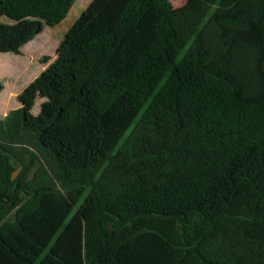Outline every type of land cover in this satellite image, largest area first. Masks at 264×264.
Returning a JSON list of instances; mask_svg holds the SVG:
<instances>
[{"label":"trees","instance_id":"16d2710c","mask_svg":"<svg viewBox=\"0 0 264 264\" xmlns=\"http://www.w3.org/2000/svg\"><path fill=\"white\" fill-rule=\"evenodd\" d=\"M75 2L0 0V53ZM17 98L0 264H264V0H93Z\"/></svg>","mask_w":264,"mask_h":264},{"label":"rangeland","instance_id":"374dc122","mask_svg":"<svg viewBox=\"0 0 264 264\" xmlns=\"http://www.w3.org/2000/svg\"><path fill=\"white\" fill-rule=\"evenodd\" d=\"M92 1L76 0L66 19L60 25L46 29L38 35L22 49L20 55L0 53V80L4 84V90L0 93V118H5L10 111L19 107L18 94L45 69L46 60H53L56 57L65 34L78 21ZM186 2L187 0H172L175 8L184 6ZM41 103L42 100H39L32 109L34 115L40 112ZM21 149H27L29 154L34 156L35 161L28 159V163L30 161L31 164H14L12 171L15 176L14 180L23 175L30 178L36 168L44 166L37 150L27 145H22Z\"/></svg>","mask_w":264,"mask_h":264},{"label":"water","instance_id":"95a60500","mask_svg":"<svg viewBox=\"0 0 264 264\" xmlns=\"http://www.w3.org/2000/svg\"><path fill=\"white\" fill-rule=\"evenodd\" d=\"M12 179H13V180L15 179V176H14V175L12 176Z\"/></svg>","mask_w":264,"mask_h":264},{"label":"crops","instance_id":"0c3cea01","mask_svg":"<svg viewBox=\"0 0 264 264\" xmlns=\"http://www.w3.org/2000/svg\"><path fill=\"white\" fill-rule=\"evenodd\" d=\"M89 5H90V4H89ZM89 5H88V6H89ZM88 6H87V7H88Z\"/></svg>","mask_w":264,"mask_h":264}]
</instances>
